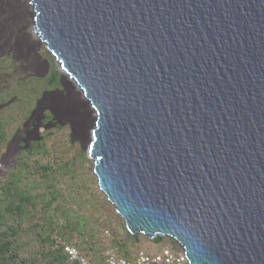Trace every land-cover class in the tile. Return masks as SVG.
<instances>
[{
	"label": "water",
	"instance_id": "1",
	"mask_svg": "<svg viewBox=\"0 0 264 264\" xmlns=\"http://www.w3.org/2000/svg\"><path fill=\"white\" fill-rule=\"evenodd\" d=\"M29 4L128 230L188 264H264V0Z\"/></svg>",
	"mask_w": 264,
	"mask_h": 264
},
{
	"label": "trees",
	"instance_id": "2",
	"mask_svg": "<svg viewBox=\"0 0 264 264\" xmlns=\"http://www.w3.org/2000/svg\"><path fill=\"white\" fill-rule=\"evenodd\" d=\"M59 77L60 73L54 69L47 79H34L38 82L35 86L31 78V87L26 92L30 103L20 105L18 114L27 118L44 90L61 86ZM23 84L27 87L28 83ZM38 84L43 89L35 99ZM19 99L23 100L22 96ZM50 120H53L51 115L46 122ZM7 137L1 124L0 150ZM50 138L48 135V138L35 140L22 150L12 171L0 177V264H73L62 242L76 246L89 264H106L108 247L116 248L118 256L133 260L141 235L132 234L124 222L123 229L117 225L121 217L100 191L96 176L93 175L95 189L87 185L91 180L87 183L81 180L74 185L78 178L75 162H85L84 151L77 148L76 156L68 158L73 148L68 137L69 148L63 147L58 151L60 158L51 160ZM63 182L67 183L69 193L60 188ZM85 194L88 196L84 197ZM165 239L157 236L154 242L161 243Z\"/></svg>",
	"mask_w": 264,
	"mask_h": 264
},
{
	"label": "rangeland",
	"instance_id": "3",
	"mask_svg": "<svg viewBox=\"0 0 264 264\" xmlns=\"http://www.w3.org/2000/svg\"><path fill=\"white\" fill-rule=\"evenodd\" d=\"M33 15L29 0H0V61L2 60L0 63V94L3 95H0V99L6 95L5 99L0 100V125L4 126L8 134L7 142L0 150V177L7 176L17 163V157L22 151L19 145L30 144L31 146L35 141L34 137L39 136L40 139H45L50 135L49 143L53 151L51 160L59 159L61 152L58 151H61L63 147L69 148L67 146L69 137L73 148L68 158L76 156L77 148H81L87 158L83 164L75 162L78 178L74 185L81 180L86 183L91 180L87 185L95 189L94 164L87 154L92 117L88 116L72 82L68 77L61 76L60 65L54 55L34 32ZM54 69L60 73L59 80H63V86L44 90L27 118L18 114L20 105L28 106L30 103V96L26 92L31 87V78L35 86L38 82L34 79H47ZM24 82L28 83L27 87L23 84ZM42 89L43 86L40 84L35 99ZM21 96L23 100L20 101ZM54 98L59 102L53 104ZM46 107L52 109L53 114V120L46 124L48 127L38 125V120L44 113L43 108ZM81 156L85 158L83 153ZM67 186V183L63 182L60 188L69 193ZM99 215L103 216V213ZM123 222L122 218L116 221L121 229L124 226ZM29 241L34 244L33 240ZM176 244L169 238L156 243L154 239L141 235V243L136 245L133 255L139 250L155 253L166 245L176 248Z\"/></svg>",
	"mask_w": 264,
	"mask_h": 264
},
{
	"label": "built area",
	"instance_id": "4",
	"mask_svg": "<svg viewBox=\"0 0 264 264\" xmlns=\"http://www.w3.org/2000/svg\"><path fill=\"white\" fill-rule=\"evenodd\" d=\"M62 245L70 262L73 264H89L88 259L76 246L65 242H62ZM106 264H188V258L178 245L176 248L170 245L163 246L160 251L155 253L139 250L133 260L118 256L116 248L108 247Z\"/></svg>",
	"mask_w": 264,
	"mask_h": 264
},
{
	"label": "flooded vegetation",
	"instance_id": "5",
	"mask_svg": "<svg viewBox=\"0 0 264 264\" xmlns=\"http://www.w3.org/2000/svg\"><path fill=\"white\" fill-rule=\"evenodd\" d=\"M60 83H61V80H60ZM63 86V84L61 83V86H60V88ZM43 110H44V113H43V115L41 116V118L38 120V125H40V126H45V127H48V126H46V124L49 122H46V120H47V117L49 116V115H51V116H53V114H52V109H49V108H43ZM46 130V129H45ZM37 139H40L39 138V136H37V137H34L33 138V140H37ZM72 141H73V139H72ZM20 146V148H21V150H23V149H26L27 147H29L30 146V144L29 145H19Z\"/></svg>",
	"mask_w": 264,
	"mask_h": 264
},
{
	"label": "bare ground",
	"instance_id": "6",
	"mask_svg": "<svg viewBox=\"0 0 264 264\" xmlns=\"http://www.w3.org/2000/svg\"><path fill=\"white\" fill-rule=\"evenodd\" d=\"M31 7H32V6H31ZM32 9H33V14L35 15L34 8L32 7ZM34 15H33V16H34ZM39 38H40V37H39ZM40 40H41V39H40ZM41 42H42V40H41ZM61 69L63 70L64 75H65L66 77L69 78V76H68V74L66 73L65 69H63V68H61ZM75 92H76V94H77V96H78L80 102H82V99L79 97L80 95L78 94L76 88H75ZM82 105H83V104H82ZM83 107H84V106H83ZM84 109L86 110L88 116H90L89 111H88L85 107H84ZM90 123H91V122H90ZM91 128H93V119H92V123H91ZM90 134H91V131L89 132V137L91 136ZM91 140H92V139L89 140V145H90Z\"/></svg>",
	"mask_w": 264,
	"mask_h": 264
},
{
	"label": "snow or ice",
	"instance_id": "7",
	"mask_svg": "<svg viewBox=\"0 0 264 264\" xmlns=\"http://www.w3.org/2000/svg\"><path fill=\"white\" fill-rule=\"evenodd\" d=\"M59 101H57L55 98L52 100V103L53 104H56V103H58Z\"/></svg>",
	"mask_w": 264,
	"mask_h": 264
},
{
	"label": "crops",
	"instance_id": "8",
	"mask_svg": "<svg viewBox=\"0 0 264 264\" xmlns=\"http://www.w3.org/2000/svg\"><path fill=\"white\" fill-rule=\"evenodd\" d=\"M162 248V247H161ZM161 248L160 249H158L157 251H160L161 250Z\"/></svg>",
	"mask_w": 264,
	"mask_h": 264
}]
</instances>
